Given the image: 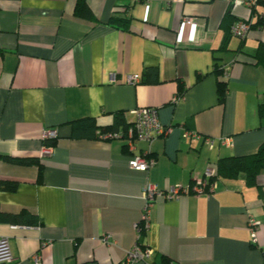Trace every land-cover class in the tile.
Returning <instances> with one entry per match:
<instances>
[{
  "label": "crops",
  "instance_id": "obj_1",
  "mask_svg": "<svg viewBox=\"0 0 264 264\" xmlns=\"http://www.w3.org/2000/svg\"><path fill=\"white\" fill-rule=\"evenodd\" d=\"M241 1L85 0L76 12L77 0H0V180L17 182L0 189V211L41 220L0 221L8 264H34L35 253L40 264H124L136 242L152 250V264H264V165L254 183L238 168L220 174L211 193L158 196L148 229L135 228L146 183L191 184L219 159L264 143V65L250 60L264 42V0L254 9ZM116 10L124 26L109 22ZM239 20L260 24L240 40L227 33ZM215 65L228 70L222 101ZM134 73L139 83L123 81ZM144 106L158 108L167 134L134 140L133 150L121 138H97L118 117L129 126ZM84 118L95 133L76 127ZM49 128L57 136L42 156ZM185 129L213 145L184 138ZM141 153L154 160L145 171L129 165ZM251 219L260 222L256 244Z\"/></svg>",
  "mask_w": 264,
  "mask_h": 264
},
{
  "label": "built area",
  "instance_id": "obj_2",
  "mask_svg": "<svg viewBox=\"0 0 264 264\" xmlns=\"http://www.w3.org/2000/svg\"><path fill=\"white\" fill-rule=\"evenodd\" d=\"M180 1V0H177ZM226 2H231L232 0H224ZM243 5L252 8L256 3V0H242ZM185 21L192 22L191 17H186ZM251 22L249 20H239L236 21L230 27V32L233 36L240 40L245 39L250 30ZM224 77L228 75V70L223 68ZM141 80L140 74H127L123 78V81L128 84H137ZM135 120L122 131H102L98 130L96 136L98 139H111V138H121L125 141L126 146L129 150H133L134 140H144L151 142V140L160 135L167 134L170 127H166L159 120L158 108L153 106L138 107L134 111ZM183 137L189 140H203L210 147L214 143V138L203 136L198 132H193L190 130L183 131ZM57 136V130L49 128L44 129L41 134V139L43 145L40 150L42 156L49 155L52 152V145L47 144L48 140L54 139ZM220 144L231 146L230 137H220L218 138ZM154 160L146 156V153H141L139 155H132L129 160V165L135 170L145 171L153 164ZM214 175V168L206 171V173L199 179L188 185H174L166 189H160L156 184L146 183L143 188L144 195V208L140 220L135 224V228L138 234L145 231L149 227L150 222V212L152 204L156 197L161 196L166 200L176 199L182 194H194L203 195L211 193L215 188V182L211 181L210 178ZM260 222L258 220L251 219L249 222L250 236L252 244L257 243L256 230ZM104 240H106L104 238ZM152 250L148 247H143L139 242H136L131 249H129L123 259L124 264H132L137 261H144L146 264H152L146 262L152 256ZM40 256L35 253L32 256L34 264H40ZM14 260L10 244L7 237H0V263L8 264Z\"/></svg>",
  "mask_w": 264,
  "mask_h": 264
},
{
  "label": "trees",
  "instance_id": "obj_3",
  "mask_svg": "<svg viewBox=\"0 0 264 264\" xmlns=\"http://www.w3.org/2000/svg\"><path fill=\"white\" fill-rule=\"evenodd\" d=\"M85 0H77V6L75 11L76 12H83L85 9ZM251 9H254L252 7ZM126 18L122 16L120 13V10H116L114 14L111 15L109 22L113 25H117V23H120L122 26L125 25ZM258 23V22H257ZM251 23L250 30L255 28L260 23ZM229 35H231L230 32V26L228 27ZM252 57V58H251ZM250 60L252 62L264 65V42H261L258 46V49L255 54L250 55ZM215 72L218 74V95L219 99L222 101L224 98L225 93L227 92V82L223 78V68L217 65L214 66ZM258 112L260 116L264 117V96H262V99L260 103L258 104ZM83 126L86 130L94 131L97 129V127L93 124L92 119L90 118H84L80 120V123L76 124L77 126ZM114 125V124H113ZM110 127H104L101 129L102 131H115L116 127L119 125H124L125 128L128 127L127 123H123V120L119 117L116 120V123L114 126ZM55 139V138H54ZM54 139L48 140L46 143L49 145H54ZM264 165V143L260 144V146L257 148L256 152H254L251 155H246L242 157H226L221 158L218 160L216 165L214 166V175L210 178L211 181H215L220 174H225L226 176H232L236 173L238 168H244L246 170L247 178L249 183H254L255 176L257 174V171L259 168ZM17 187L16 181H10V180H0V189L1 190H14ZM0 221L10 223L12 225L15 224H21V225H39L41 224L40 218L29 211L21 210L18 213H2L0 211ZM142 231L141 233H143ZM166 263V262H165Z\"/></svg>",
  "mask_w": 264,
  "mask_h": 264
}]
</instances>
